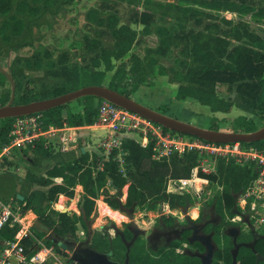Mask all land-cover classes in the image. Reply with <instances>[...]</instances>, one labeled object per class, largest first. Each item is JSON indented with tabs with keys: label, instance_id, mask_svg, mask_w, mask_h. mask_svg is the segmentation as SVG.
Returning <instances> with one entry per match:
<instances>
[{
	"label": "trees",
	"instance_id": "1",
	"mask_svg": "<svg viewBox=\"0 0 264 264\" xmlns=\"http://www.w3.org/2000/svg\"><path fill=\"white\" fill-rule=\"evenodd\" d=\"M73 1L0 0V43L11 51L33 48L32 26L47 15L63 13ZM126 10L130 11L127 23L122 22ZM217 12L233 13L239 18L250 16L257 23L264 22V9L253 7L247 0H97V5L85 13L86 26L101 29L99 34L106 35L111 44L99 46L98 54L91 60L92 70H79L76 62H67V54L56 60L49 47L33 48L32 54L21 60V67L42 71L45 80L37 84L33 97L21 96L17 91L23 72L18 66L11 67L9 74L15 87L13 104H27L87 86H101L114 61L118 64L107 87L127 97L145 85L153 68L158 66L159 73L166 76L168 83L176 85V100L191 99L211 112L227 114L236 108L251 115L264 114V38L247 23L222 18L214 14ZM192 20L205 24L201 29L186 32L185 63L182 66L160 65ZM131 24L140 25L141 29H133ZM142 38H151L152 44L143 48L141 56L130 53ZM0 76L7 80L3 74ZM218 85H226L233 97H219ZM93 100L91 96L77 99L82 102V109L77 112H71L65 104L40 113L43 128L93 125L97 114ZM6 102L7 99L2 97L1 106ZM12 121V118L0 120V147L9 142ZM209 130L218 131V128L214 126ZM256 130L254 121L247 116H239L234 121L235 133L248 134ZM243 144L259 149L264 147V141ZM32 149L35 157L50 158L53 164L44 175L26 172L20 182L19 195L23 199L20 201L15 195V202L23 211H31L41 226L59 236L74 238L77 224L86 229V220L94 211L98 196H103L104 202L115 211L123 212L133 206L152 210L159 202L174 210L186 207L190 198L166 193L168 181L196 177L223 188L213 207L223 217H232L237 195L256 177L253 164L239 165L224 159L217 160L214 173L206 174L197 168L199 156L196 152L155 160L151 139L143 147L136 140L125 138L119 149L110 151L107 160H101L96 154L81 153L78 158L66 161L59 152L51 154L42 141L35 142ZM120 151L124 165H120L117 158ZM36 162L38 167L40 160ZM76 186L83 191L78 204L79 215L51 208L50 204L60 195L73 198ZM107 186L115 191L114 194H110ZM125 186L126 197L122 204L117 193ZM17 228L8 223L0 230V239L11 240ZM34 229L32 232L42 238L43 234ZM22 244L30 246L31 241L23 239ZM90 246L100 252L111 251L119 259L124 256V248L118 239L110 241L99 231L93 233ZM129 264H152V260L136 243L130 250Z\"/></svg>",
	"mask_w": 264,
	"mask_h": 264
},
{
	"label": "rangeland",
	"instance_id": "2",
	"mask_svg": "<svg viewBox=\"0 0 264 264\" xmlns=\"http://www.w3.org/2000/svg\"><path fill=\"white\" fill-rule=\"evenodd\" d=\"M162 1L177 2V0ZM247 2L255 8L264 9V0H247ZM96 5L97 0H74L70 6L66 7L63 13H60L56 16L47 15L39 20L32 26L33 48L49 47L56 60L61 59L63 54H67V62H76L78 64L79 70H92L91 60L98 54L99 46L101 44L103 46H108L109 44H111V41L106 35L99 34L101 29L92 27L89 28L86 26L85 13L88 9L95 7ZM129 12V10H126V12L123 13L122 22L127 23ZM214 14L222 18L229 19L233 22H245L249 25L251 30L255 31L262 38H264V22L257 23L252 20L250 16L239 18L236 14L229 12H217ZM204 24L205 22L198 23L197 21L192 20L186 31L178 36L177 40L174 42L172 49L167 54L166 58H164L160 62V65L165 67L171 65L182 66V64L187 60V40L185 38L186 32L201 29L204 27ZM131 27L136 30L141 29L140 25L131 24ZM141 41H139V43L135 44L132 47L130 53L141 56L143 48L146 45L152 44L151 38H142ZM33 48L25 47L23 49L11 51L8 50V48L4 44L0 43V67L8 75H10V68L15 66H18V68H20L23 72L21 78V87L18 91L16 90L21 96L33 97L37 84L40 81L45 80V75L42 71H32L21 67V60L23 58L29 57L33 52ZM128 56L129 54L123 60H126ZM117 64V62L113 61L112 70L105 73V77L103 80L104 86H108L109 82L111 81ZM144 84L150 86L151 90H148L146 87L141 88L140 90H138L137 95H134L133 100L159 113L161 111L172 118L177 117L178 119H182L180 118V116H185L193 113L196 116V119L190 120V124L194 126L203 129H210L211 127L215 126L219 131L222 132H233V124L235 119L241 115H245L254 121L257 130L264 127V114L261 113L251 115L244 113L239 109L232 108L229 113L224 114L219 112H211L208 107L203 106L191 99H187L184 101L176 100L174 97L176 85L168 83L166 76H163L159 73L158 66L153 68L149 78ZM216 90L217 95L221 98L228 99L233 97V93L228 91L226 85H218L216 87ZM10 95L11 85L9 80H5L0 76V106L2 103V97L4 99H7V104ZM97 100L98 99L94 98V105L96 104ZM68 109L71 112L80 111L82 109V102L77 100L72 101L68 103ZM172 112L173 114H171ZM62 135H65L70 140L68 144L69 153L63 154V157L66 161H71L74 159L75 153L73 148H75L76 146H80L82 142H89L92 147V152H98V156L99 158H101V160L108 159L109 153L105 154V150L101 147V142L107 139L108 129H90L86 126H82L81 129H77L75 131L55 133L52 137H50L51 140L49 139L50 147L48 148L51 154L57 152L61 153L59 149V138ZM130 136L133 137V139L136 138V140L141 139L140 136L134 133H132V135ZM124 139L125 138H119L117 140L121 144L122 140ZM32 148L33 146H26L25 148L14 150L12 158L15 161V175H12L10 173L0 174L1 200L7 202L8 200L14 198L15 195L19 194L20 190H17V186L20 185L19 179H23L26 172L43 175L47 168L52 165V160L50 158L40 159L39 157H35L34 154H32ZM29 154H32V157H30ZM26 157L29 158L30 161L27 160ZM36 160H40L38 167H36ZM217 160L218 159H213L208 155H201L197 160V168H203L208 173H214L216 170ZM190 185L191 188L185 186L183 190L184 192H188L187 194L190 198V203L187 205V207L190 206L191 208H193V211L195 213L199 208L203 207L205 209H210L211 207H213L216 197L220 195L223 190L221 186L205 180L195 181L192 184L190 183ZM107 187L110 194H114L115 191H113V189H111L109 186ZM126 188L127 186L118 191L117 194L119 195V200L120 196L123 195V193H126ZM194 189L196 191H194ZM79 194L81 195V193ZM103 198V196H98L95 200L96 202L94 211L92 212L90 218L86 220V229H83L80 224L76 225V239L81 240L88 235V222L91 223V237L94 232L99 231L109 240L112 239L113 231H107L106 229H104L106 228L108 222H112V224L119 228L125 227V225L128 224H132L135 225L138 229L142 230L145 235H147L152 231L153 228L156 227L158 218L167 215H184L185 211L188 209L187 207L186 210H184L185 207L177 208L175 210H172L170 208L167 209L165 207V203L159 202L152 210H148L147 208L135 207L131 218H128V216L125 215L126 213L121 214V217L123 219L118 218V223L117 218H112L111 215L105 214L106 212H108L107 207L104 208V204L97 202L102 200L103 203H105ZM122 202L124 203L125 200L123 201L122 199ZM67 204L68 205H66V211L63 212H66L69 215L80 214L78 207L77 211L79 214L76 212V210H72L74 205L71 207L69 206V202ZM16 206H13V208L15 209ZM117 213L120 215L119 211H117ZM233 213L236 214L239 212H237V209H233ZM233 216L228 217L232 219L234 218ZM31 218V216L28 217V219ZM34 222H36V220H34ZM32 228H35V226H33Z\"/></svg>",
	"mask_w": 264,
	"mask_h": 264
},
{
	"label": "built area",
	"instance_id": "3",
	"mask_svg": "<svg viewBox=\"0 0 264 264\" xmlns=\"http://www.w3.org/2000/svg\"><path fill=\"white\" fill-rule=\"evenodd\" d=\"M94 107L97 114L91 126L108 129L107 139L101 142L105 154L110 153L112 149L120 148L117 139L124 138L128 133H134L141 137L140 140H135L143 147L147 145L148 139L152 140L155 160L168 159L173 154L196 152L198 156L208 155L213 159L231 160L239 165L253 164L256 177L237 195L234 209H237L239 213L234 214L231 221L240 222L244 229L251 227L264 235V147L259 149L243 143L214 144L171 131L164 132L161 127L101 99L96 101ZM56 129L53 127L44 129L40 113L14 118L8 134L9 142L0 147V170L7 169L4 161L12 159L15 149L33 146L38 141H42L44 146L48 147L50 142L47 138L53 136ZM59 142L60 152H66L69 138L62 135ZM122 154L120 151L117 157L120 165L123 163L120 158ZM199 169L210 174L203 168ZM195 181L204 180L196 177L189 180L171 179L167 183L166 193L188 195V192H184L183 189L185 186L191 188L190 183ZM125 197L126 193L120 196L121 203ZM13 206L11 201L6 202L0 199V230L8 223L18 227L11 240L0 239V264H46L47 262L75 264L70 261L69 253L60 250L54 244H47L44 236L39 238L33 234L31 229L35 218L28 219L26 211H23L21 207L14 209ZM165 207L169 208L167 204ZM23 239H29L30 246L23 245ZM41 253L44 254L43 259L40 258Z\"/></svg>",
	"mask_w": 264,
	"mask_h": 264
},
{
	"label": "flooded vegetation",
	"instance_id": "4",
	"mask_svg": "<svg viewBox=\"0 0 264 264\" xmlns=\"http://www.w3.org/2000/svg\"><path fill=\"white\" fill-rule=\"evenodd\" d=\"M187 208L184 215L158 218L156 227L147 235L142 230L137 232L130 250L136 243L139 244L152 264H207L208 261L209 264H231L234 250L236 264H264L263 234L251 227L244 229L240 222L231 221L227 215L223 217L214 207L199 208L196 219L192 218L193 208ZM123 212L128 214L127 209ZM131 225L119 228L111 224L104 228L113 231L110 241L118 239L124 248L122 258H116L113 253L110 257L119 264L125 259V243H129L134 236ZM87 239L88 235L81 240L75 238V243ZM85 247L81 246L79 250ZM83 254L79 252L78 256Z\"/></svg>",
	"mask_w": 264,
	"mask_h": 264
},
{
	"label": "water",
	"instance_id": "5",
	"mask_svg": "<svg viewBox=\"0 0 264 264\" xmlns=\"http://www.w3.org/2000/svg\"><path fill=\"white\" fill-rule=\"evenodd\" d=\"M0 73L3 74L10 82L11 85V96L7 104L0 106V120L2 119H14L18 117L29 116L36 113H42L44 111L56 108L61 105L68 104L72 101H75L79 98L91 96L96 99L105 100L115 106H118L126 111L136 114L137 116L159 126L168 131L179 133L182 135L195 137L200 140H203L208 143L214 144H229V143H256L264 141V127L248 134L235 133V132H222L214 131L209 129H203L197 126H194L190 123L182 122L175 118L169 117L166 114L159 113L153 109H150L146 106H143L133 100L131 97L122 95L114 90L109 89L107 86H87L80 88L78 90L40 101H34L22 105H14L13 99L15 95L14 83L11 79V76L8 75L1 67ZM17 190H20V185L17 186ZM19 195V194H18ZM187 207V206H186ZM186 207L184 210H186ZM124 210V209H123ZM134 206L128 209V214H125L122 211H119L120 214H125L128 218H131ZM126 211V210H124ZM112 222H108L107 227H109ZM35 229L38 233L43 234L44 239L56 245L60 250L66 251L70 255V261L75 264H119L111 260L112 252H100L93 247L87 246L91 238V223H87V233L88 239L75 243V238L72 236H59L55 232L50 231L49 229L41 226L39 222H34ZM131 228L134 232V236L129 243H125V259L122 264H129V253L130 248L133 245V242L137 236V232H141L135 225H131ZM121 239L124 242L123 235L120 233ZM81 246H86L82 248ZM236 249V248H235ZM79 252L83 256H78ZM235 253L233 252V260L231 264H236L235 262ZM46 264H49L47 262ZM206 264V263H203ZM209 264V261L207 262Z\"/></svg>",
	"mask_w": 264,
	"mask_h": 264
},
{
	"label": "crops",
	"instance_id": "6",
	"mask_svg": "<svg viewBox=\"0 0 264 264\" xmlns=\"http://www.w3.org/2000/svg\"><path fill=\"white\" fill-rule=\"evenodd\" d=\"M170 84V83H169ZM143 87H146L148 90H151V88H150V86H145V85H141V86H139L137 89H136V91L132 94V99L134 98V95H137V93H138V90H140L141 88H143ZM180 101V100H179ZM158 106V105H157ZM171 114H173V112L171 113ZM241 116H245V115H241ZM180 118H182V119H178L177 117L175 118V119H177V120H180V121H182V122H186V123H190V120H195L196 119V116L193 114V113H190V114H188V115H185V116H180ZM87 128H90V129H95L96 127H93V126H86ZM82 127H64V128H60V129H56L55 130V132L56 133H60V132H65V131H75V130H77V129H81ZM130 135H132V133H128V134H126L125 136H124V138H131V139H133V137H131ZM50 137H52V135L51 136H49V138H47V141H50L51 139H50ZM50 139V140H49ZM136 138H134V140H135ZM70 141V140H69ZM69 144V143H68ZM48 147H50V145L48 146ZM73 147V146H72ZM67 149H68V145H67ZM74 149V153H75V157H74V159H76V158H78V156L82 153H88V154H96L97 156L99 155V153L98 152H96V151H94V152H92V147H91V145H90V143L89 142H86V143H84V142H82V144L80 145V146H76L75 148H73ZM67 153H69V151L67 150L66 152H61V154L63 155V154H67ZM29 156L30 157H32V154H29ZM26 159L27 160H29L30 161V159L29 158H27L26 157ZM73 159V160H74ZM4 164L7 166V169L6 170H0V174H12V175H15V161L13 160V158L11 159V160H8V161H4ZM52 164H53V162H52ZM52 166V165H51ZM50 166V167H51ZM50 167H48V168H50ZM47 168V169H48ZM44 175V174H43ZM22 180L23 179H19V181L20 182H22ZM55 182H58L57 180H54ZM34 189H40V190H44V189H41V188H39V187H34ZM76 191V192H75ZM79 191V192H78ZM79 193H81V195L79 194ZM75 196V197H74ZM74 196H73V198H67V197H65V196H62V195H60L59 197H58V199H57V201L55 202V203H51L50 204V206H51V208L53 209V210H55V211H60V212H63V211H66V205H68L67 203L69 202V206H73L74 205V207L72 208V210H76V212L78 213V211H77V207H78V204H79V202L81 201V199H82V196H83V191H82V188L80 187V186H76L75 187V189H74ZM16 198L18 199V200H20V201H22V197L20 196V195H17L16 196ZM65 198V199H64ZM4 201V200H3ZM9 201H11L13 204H14V206H15V196H14V198H12V199H10V200H8L7 202H9ZM63 201V202H62ZM65 201V202H64ZM62 202V203H61ZM96 202V201H95ZM97 202H100V203H102V204H104L105 205V207H107L108 209H111L108 205H106L105 203H103V201L102 200H100V201H97ZM64 204V205H63ZM17 206L16 207H21L19 204H16ZM60 205H62V208H58ZM98 205V204H97ZM71 207H70V209H71ZM79 214V213H78ZM29 216H31V217H34L35 218V220H36V216L31 212V211H29V210H27L26 211V217H29Z\"/></svg>",
	"mask_w": 264,
	"mask_h": 264
},
{
	"label": "bare ground",
	"instance_id": "7",
	"mask_svg": "<svg viewBox=\"0 0 264 264\" xmlns=\"http://www.w3.org/2000/svg\"><path fill=\"white\" fill-rule=\"evenodd\" d=\"M64 199H65V198H64ZM62 202H63V201H62ZM62 202H61V203H62ZM64 202H65V201H64ZM63 205H64V204H63ZM58 208H62V205H60ZM102 208H103V207H102ZM104 208H106V207H104ZM104 208H103V209H104ZM107 211H108V212H106L105 214H109V215H111L112 218H117V219H118V218L121 217V214L119 215V214L117 213V211H114V210H112V209H108V208H107Z\"/></svg>",
	"mask_w": 264,
	"mask_h": 264
},
{
	"label": "clouds",
	"instance_id": "8",
	"mask_svg": "<svg viewBox=\"0 0 264 264\" xmlns=\"http://www.w3.org/2000/svg\"><path fill=\"white\" fill-rule=\"evenodd\" d=\"M196 215H197V214L194 212V213L192 214V218H193V219H196ZM120 219H123V218L120 217ZM117 222L119 223V219L117 220ZM39 255H40V258H41V259L44 258V254H43V253H41V254H39Z\"/></svg>",
	"mask_w": 264,
	"mask_h": 264
}]
</instances>
